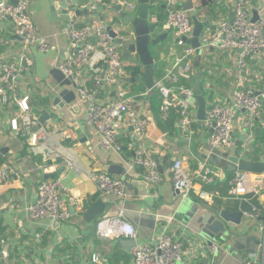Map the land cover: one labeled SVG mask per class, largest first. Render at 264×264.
Returning a JSON list of instances; mask_svg holds the SVG:
<instances>
[{"label": "crops", "instance_id": "crops-1", "mask_svg": "<svg viewBox=\"0 0 264 264\" xmlns=\"http://www.w3.org/2000/svg\"><path fill=\"white\" fill-rule=\"evenodd\" d=\"M9 1L29 3L34 23L52 48L48 53L33 50V68L16 82L14 91H8L6 103L0 97V166L7 165L12 171L11 180L0 184V264H93V255H99L100 264L132 263V250L118 248L119 240L99 238L96 233L99 219L92 223L86 222L85 208L83 212H78L71 206L68 196L65 200L71 218L60 227L55 228L50 221H35L30 217L28 208L36 200L38 185L51 180L46 177L63 167L65 170L55 179L62 181L70 191L69 195L88 202L102 199L109 203L106 215H116L121 204L118 199L103 196L99 192L93 175L107 172L115 177H124L128 199L123 209L126 219L135 225L139 233V243L156 241L163 230L168 228L171 234L181 238L192 250L179 264H246L248 260L264 264V231L261 230L264 225V174H255V186L260 190L259 194L230 197L228 179L237 170H232V166L223 161V155L229 154L237 143L239 149L247 145V152L254 155L255 160L264 161V108L259 118L254 119L252 127L248 112L235 114L231 144L228 151L220 155L211 149L210 129L204 121L198 120V107L194 113L191 137H186L179 130L178 106L169 118L161 115V96L156 85L160 81L168 83L165 71L173 65L177 56L173 35L164 28V0H158L152 10V21L159 26V35H168L163 44L165 53L156 57L154 88L148 89L142 68L139 70L140 77L134 78L129 73V68H136L134 58L128 61L124 59L123 76L128 97L139 113L149 120L148 146L162 177V181L157 184L144 179L143 169L134 165L133 151L126 148L122 152L104 151L100 146V134L86 124L85 102L78 89L83 86L90 88L95 73L99 72L103 77L106 75L108 66L100 55H95L90 66L80 73L78 88L67 87L75 93V101L63 108L53 104L54 93L60 90L51 71L59 69L71 49L66 34V26L71 19L63 14L62 3H66L70 13L81 11L72 20L82 24L88 21L89 14L84 6L90 0ZM188 1L181 0L182 5ZM125 2L138 6V0L121 1ZM246 2L253 19L264 17V0ZM117 4L109 7L106 21L108 27L116 31L119 13L114 7ZM193 5L200 19L208 24L209 28L204 33L219 39L218 22L233 17L236 0H193ZM21 52L22 39L15 25L10 20L0 21V61L18 58ZM239 55L238 50L209 47L203 48L200 56H194L192 82L189 85L194 88L199 75L205 74L203 92L207 97V106L214 101L230 103L238 90L264 91V55L249 59L245 72L239 71ZM114 92L113 88L103 85L98 89L95 99L99 103H106L114 97ZM24 97H29V105L37 121L44 113L50 112L52 115L46 126L38 131L46 138L40 141L37 151L28 144L23 131H14L10 124L18 111L16 101ZM130 129L121 138L124 146L129 141ZM217 156L221 161L215 158ZM177 158L183 161L186 172L192 175L204 164L209 165L217 179L216 183L204 185L196 181L191 196L182 199L175 193L172 183V166ZM68 162L74 166H69ZM114 167L120 169V174L109 173L108 169H116ZM200 193L207 194V198H201ZM217 201L221 202L224 209L244 212L246 228L259 238L260 246L254 245L248 249L245 245L233 247L231 251L221 250L217 257H213L204 244L195 240V230L182 220L183 213L188 209L205 213L213 209ZM254 208H257L259 214L251 218L248 214H254Z\"/></svg>", "mask_w": 264, "mask_h": 264}, {"label": "built area", "instance_id": "built-area-1", "mask_svg": "<svg viewBox=\"0 0 264 264\" xmlns=\"http://www.w3.org/2000/svg\"><path fill=\"white\" fill-rule=\"evenodd\" d=\"M122 0H90L84 6L89 14L88 21L82 24L70 20L66 26V34L70 43V51L65 60L59 65L62 73L79 85L80 73L90 66L95 55H100L108 66L106 75L95 73L92 86L78 89L79 95L85 102L86 124L95 128L101 136L100 146L104 151L122 152L125 148L134 152V165L143 169L146 181L157 184L162 177L157 170V162L152 150L148 146L149 120L141 115L128 97V89L124 85L125 60L122 51L114 46V40L108 31L107 15L109 9ZM129 1V0H126ZM131 1V0H130ZM166 20L164 28L170 31L175 41L177 56L173 65L165 71L167 84L160 81L156 87L161 96L160 113L169 118L171 112L178 106L180 118L179 130L186 137L192 135L194 113L198 107L192 82L193 58L196 49L189 44L193 36L194 24L184 10L181 0H164ZM128 11L135 9L134 4L121 3ZM110 7V8H109ZM10 20L22 38V52L18 58L0 61V97L2 102L8 101V91H14L16 82L34 66L33 50L48 53L51 45L42 36L38 26L34 23L27 1L13 3L0 0V21ZM218 38L203 33L201 45L203 48H217L221 50H238L240 52L239 71L245 72L248 61L254 56L264 55V17L253 20L249 14L246 0H236L234 15L231 19H221L218 22ZM106 85L114 89V97L106 103H99L95 95L100 87ZM18 111L11 119L14 131H23L28 144L36 151L45 135L33 133L38 124L29 105V97L16 101ZM264 108V91L254 89L238 90L234 93L230 103L223 104L214 101L206 108L204 124L210 129L209 143L213 152L225 153L231 144L233 135V121L237 112H248L254 119L259 118ZM129 131V141L124 146L121 134ZM69 166H74L68 162ZM12 171L9 166H0V184L11 180ZM255 174L237 171L228 179L230 197H240L249 193L259 194L255 186ZM93 181L99 192L106 197L118 199L121 204L116 215H103L97 223L96 233L99 238L108 240L134 239L138 245L132 249L133 261L130 264H179L191 248L181 239L171 234L165 228L162 234L153 242L139 243V233L133 223L125 217L123 206L128 199L126 181L124 177H115L107 172H97ZM196 181L204 185H213L217 179L209 165L204 164L193 175L186 172L184 163L177 158L172 166V183L175 193L182 199L189 198ZM68 188L59 179L46 180L40 183L36 191V200L29 208L30 217L35 221H50L52 227L58 228L71 218V212L65 200H68L78 212L84 211V201L74 195H69ZM201 198L207 194L200 193ZM254 218L259 214L254 208ZM264 231V225L261 227ZM219 248L210 247V253L217 257ZM91 262L100 264L99 255H93ZM246 264H260L255 260H248Z\"/></svg>", "mask_w": 264, "mask_h": 264}, {"label": "water", "instance_id": "water-1", "mask_svg": "<svg viewBox=\"0 0 264 264\" xmlns=\"http://www.w3.org/2000/svg\"><path fill=\"white\" fill-rule=\"evenodd\" d=\"M158 0H138V6H135L133 11H128L123 4H117L114 9L119 13V18L116 22L118 31L113 27H108V31L114 40V46L121 48L124 59H135V67L139 70L143 69V79L148 89H153L155 86V64L156 57L165 53L163 44L168 39V35H159V26L152 20V10ZM63 14L72 19L81 11L70 13L67 9L66 3H62ZM187 15L191 18L194 24V31L192 38L188 41L189 44L196 49V54H202L201 37L208 24L200 19L194 9L193 0L183 5ZM257 19V18H256ZM255 18L253 20H256ZM22 39V38H21ZM51 75L56 80L59 90L54 93L53 104L59 108H63L66 104H72L76 95L69 91L67 87L77 85L73 84L71 79L66 77L60 69L51 71ZM205 74L199 75L195 81L194 91L198 105L197 118L200 121L205 120L207 97L203 92V78ZM52 117L50 112L44 113L39 117V122L33 133L38 132L46 126V122ZM131 130V129H130ZM124 134H121V138ZM247 145L239 149V143L229 153L223 155V161L230 164L239 172H247L257 175L264 174V161H257L254 155L247 152ZM252 149V147H250ZM218 161H221L217 156ZM108 169L111 174H120V169ZM65 170L63 167L53 175H48L46 179H55L61 172ZM109 203L101 200L93 202L84 201L86 222L92 223L103 215H106V210ZM200 209V208H198ZM73 212V210H72ZM243 211H233L228 209L207 210L202 213L201 210L188 209L183 213L182 220H184L195 234V240L205 245L210 251V247L217 246L219 248L218 254L222 251L228 252L233 247L240 248L243 245L248 249L250 246H260L261 241L258 237L251 234V230L246 228ZM234 240V245L232 244ZM138 245L137 240L121 239L119 240L118 248L123 247L127 251L132 250ZM254 252V251H253ZM211 254V253H210ZM218 256V255H217Z\"/></svg>", "mask_w": 264, "mask_h": 264}, {"label": "trees", "instance_id": "trees-1", "mask_svg": "<svg viewBox=\"0 0 264 264\" xmlns=\"http://www.w3.org/2000/svg\"><path fill=\"white\" fill-rule=\"evenodd\" d=\"M128 71L134 78H137V77L141 76V72L137 68L131 67V68L128 69ZM175 110H177V108H175L174 111ZM221 208H222L221 202L217 201V202H215L214 207L211 210H218V209H221Z\"/></svg>", "mask_w": 264, "mask_h": 264}, {"label": "rangeland", "instance_id": "rangeland-1", "mask_svg": "<svg viewBox=\"0 0 264 264\" xmlns=\"http://www.w3.org/2000/svg\"><path fill=\"white\" fill-rule=\"evenodd\" d=\"M213 166H215V165H213ZM231 169H232V170H236V169H235V168H233V167H231Z\"/></svg>", "mask_w": 264, "mask_h": 264}]
</instances>
